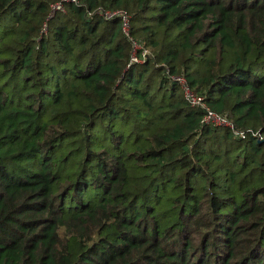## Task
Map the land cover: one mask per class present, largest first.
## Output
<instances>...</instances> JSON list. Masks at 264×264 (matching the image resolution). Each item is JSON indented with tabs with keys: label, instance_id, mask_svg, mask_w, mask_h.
Returning <instances> with one entry per match:
<instances>
[{
	"label": "trees",
	"instance_id": "obj_1",
	"mask_svg": "<svg viewBox=\"0 0 264 264\" xmlns=\"http://www.w3.org/2000/svg\"><path fill=\"white\" fill-rule=\"evenodd\" d=\"M58 1L0 0V264H264V0Z\"/></svg>",
	"mask_w": 264,
	"mask_h": 264
},
{
	"label": "built area",
	"instance_id": "obj_2",
	"mask_svg": "<svg viewBox=\"0 0 264 264\" xmlns=\"http://www.w3.org/2000/svg\"><path fill=\"white\" fill-rule=\"evenodd\" d=\"M74 3L81 6L79 0H60L51 6V13L48 20L53 18L57 13L64 12L66 4ZM90 16L98 15L107 21L117 20L121 24L122 33L131 43V54H130V66L137 64L146 63L151 57H153L150 50L144 48L140 45L131 35L132 23L131 16L122 9L115 10H105L103 8H98L95 11L89 12ZM47 26H45L43 32H45ZM168 78L179 85L183 92L185 101L192 108L198 109L203 112V119L201 121L202 125L214 126L229 129L232 134L241 139H247L249 134L260 139L261 135L258 132H248L238 129L226 116L215 112L206 102V98L199 92H196L189 84L188 79L184 75H171L169 70H167Z\"/></svg>",
	"mask_w": 264,
	"mask_h": 264
},
{
	"label": "rangeland",
	"instance_id": "obj_3",
	"mask_svg": "<svg viewBox=\"0 0 264 264\" xmlns=\"http://www.w3.org/2000/svg\"><path fill=\"white\" fill-rule=\"evenodd\" d=\"M43 27V26H42ZM41 30H42V28L40 29V32H41ZM80 135H78V137H79ZM8 147H10V145H8ZM24 148V147H23ZM11 150H13V151H8V149L6 148L5 150H4V155H9V156H12L13 154H15V152H21L22 151V149H20L19 147H14V148H12ZM16 150V151H15ZM24 151H26L27 149L26 148H24L23 149Z\"/></svg>",
	"mask_w": 264,
	"mask_h": 264
}]
</instances>
